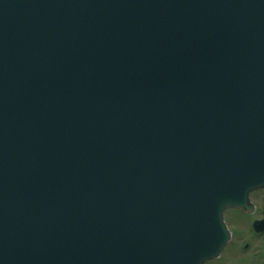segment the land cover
Listing matches in <instances>:
<instances>
[{
  "label": "water",
  "instance_id": "water-1",
  "mask_svg": "<svg viewBox=\"0 0 264 264\" xmlns=\"http://www.w3.org/2000/svg\"><path fill=\"white\" fill-rule=\"evenodd\" d=\"M264 186V0H0V264H203Z\"/></svg>",
  "mask_w": 264,
  "mask_h": 264
},
{
  "label": "flooded vegetation",
  "instance_id": "flooded-vegetation-1",
  "mask_svg": "<svg viewBox=\"0 0 264 264\" xmlns=\"http://www.w3.org/2000/svg\"><path fill=\"white\" fill-rule=\"evenodd\" d=\"M223 219L230 237L203 264H264V186L249 192L245 207L226 208Z\"/></svg>",
  "mask_w": 264,
  "mask_h": 264
}]
</instances>
